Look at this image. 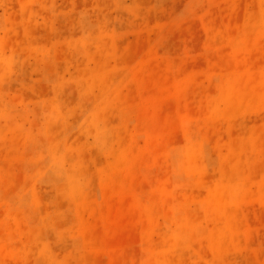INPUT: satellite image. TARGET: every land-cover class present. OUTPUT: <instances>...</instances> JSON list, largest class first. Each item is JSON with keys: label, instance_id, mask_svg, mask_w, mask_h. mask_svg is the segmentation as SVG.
Wrapping results in <instances>:
<instances>
[{"label": "rangeland", "instance_id": "1", "mask_svg": "<svg viewBox=\"0 0 264 264\" xmlns=\"http://www.w3.org/2000/svg\"><path fill=\"white\" fill-rule=\"evenodd\" d=\"M0 264H264V0H0Z\"/></svg>", "mask_w": 264, "mask_h": 264}]
</instances>
